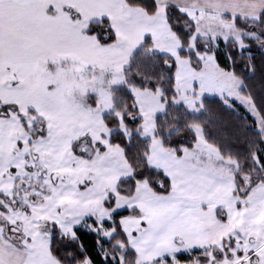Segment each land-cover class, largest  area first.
I'll return each instance as SVG.
<instances>
[{
	"label": "snow or ice",
	"instance_id": "snow-or-ice-1",
	"mask_svg": "<svg viewBox=\"0 0 264 264\" xmlns=\"http://www.w3.org/2000/svg\"><path fill=\"white\" fill-rule=\"evenodd\" d=\"M0 264H264V0H0Z\"/></svg>",
	"mask_w": 264,
	"mask_h": 264
}]
</instances>
